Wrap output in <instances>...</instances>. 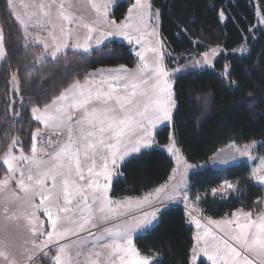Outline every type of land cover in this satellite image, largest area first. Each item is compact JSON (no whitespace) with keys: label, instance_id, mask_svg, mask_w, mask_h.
I'll return each mask as SVG.
<instances>
[{"label":"snow or ice","instance_id":"1","mask_svg":"<svg viewBox=\"0 0 264 264\" xmlns=\"http://www.w3.org/2000/svg\"><path fill=\"white\" fill-rule=\"evenodd\" d=\"M6 3L10 10L14 9L13 0H6ZM53 6L54 4L37 6L43 17L47 18L52 30L46 37L40 35L33 37L34 42L43 44L52 58H56L58 53L69 46L67 43L69 38L74 40L71 46L82 50L83 53L92 49L93 39L95 44L100 46L109 37L114 36L123 37L130 44L140 46V50L135 53L140 62L135 71L121 66L109 74L100 75L98 80L94 78L96 74H87L83 83L79 79L73 81L49 103L44 104L43 108L32 107L31 112L35 121L53 132L66 133L64 142L48 139L38 148L37 138L41 136L38 128L32 133L31 155H25L21 148L19 156L8 151L0 161L6 165L5 175L0 179V190L7 189L11 182H15L23 193L22 196L12 194V199L18 201L15 216L27 221L35 239L44 237L38 244L34 239V247L28 259L31 260L36 251H42L55 244L56 255L51 257L53 264H73L69 249L77 242H57L79 232L88 231L89 226L97 227L95 221L106 220L108 213L112 211L111 205L120 204L123 208L132 206L130 200L122 203L109 198L114 173L117 176L121 175L120 167L133 158H139L143 151L152 147L155 139L153 130L157 124L173 121V112L177 104L171 78L179 69H174L172 73L168 71L164 63L165 53L162 51L163 40L157 38L150 41L145 38L159 36L155 28L151 32H146L145 15L157 18L160 15L159 10H152L147 0H135L121 23L109 19L107 0L100 5L93 4L98 14L96 23L105 25L106 29L100 30L92 24H84L87 34L82 43L78 32H65L63 22L71 23L72 17L65 14L63 3L59 5L57 12V17L61 21L59 36L55 34L57 25L52 21ZM46 7L47 11L44 10ZM220 15L223 17V12ZM260 16V23H264V10ZM16 20L27 34L28 22L19 15L16 16ZM34 22L36 25H42L45 21L36 15ZM93 33L98 35L94 37ZM49 40L52 42L51 49ZM5 55V36L3 30H0V59ZM45 58L47 57H40L41 60ZM190 64L193 67L210 64L209 53L203 54L202 61L193 60ZM18 143L20 142L13 138L9 149L16 147ZM54 143L55 147L49 150ZM254 144L256 141L242 148L236 147L234 152L240 157L250 156V149ZM168 150L176 155L178 164H182L180 180L170 191H166L165 186L154 191L157 197L163 194L164 200L183 198L187 201V170L200 166L182 161L179 149L176 148L175 136H170ZM235 158V155L229 157ZM260 159V167L254 169L251 175L264 183V158ZM22 163L26 166L21 167ZM220 163H227V160H220ZM235 188V185L225 181L219 189V194L223 195ZM212 192L216 195L218 190L213 189ZM152 195L149 193L148 196L137 199L135 206L141 207L150 203ZM37 198L39 203L36 202ZM196 199L199 200L200 197L197 196ZM92 205L98 206V216ZM160 210L161 208L153 207L152 211L143 212L139 218H134L131 223L123 225L120 229L116 231L104 229L101 236L95 237L99 240L106 235L110 239L108 244L103 245V248L108 250L106 264H156V258L144 255L136 248L132 235L137 230L150 226L157 219ZM41 211L47 217L51 226L50 231L42 230ZM232 215L238 218L209 221L220 228L224 235H217L211 227L202 225L199 219L194 218L197 229L203 230L196 234V243L191 249V264H196L200 255L206 257L211 264H253V260L243 255L240 249L252 254L258 264H264V213L259 214L256 219L252 218L251 211L241 210ZM79 243L83 244V241ZM92 255L95 258L90 257L88 264H104L100 260L104 255L102 252L97 251ZM0 256L8 259V254L2 249Z\"/></svg>","mask_w":264,"mask_h":264},{"label":"trees","instance_id":"2","mask_svg":"<svg viewBox=\"0 0 264 264\" xmlns=\"http://www.w3.org/2000/svg\"><path fill=\"white\" fill-rule=\"evenodd\" d=\"M257 2L264 9V0ZM131 4L130 0L118 2L112 19L122 20ZM151 5L160 11V35L173 54L203 51L205 46L214 45L229 51L244 41L256 22L251 0H152ZM0 30L6 52L0 59V155L14 136L24 153L29 152L32 133L40 129L32 118V107L42 108L91 70L118 65L131 68L137 61L126 44L110 40L87 53L65 51L55 59L33 64V53L38 57L41 50L24 41L6 0H0ZM226 66L228 82L220 75ZM14 74L20 101L12 106L15 95L10 91V80ZM173 81L177 107L171 124L155 132L157 146L166 145L170 136H175L184 158L196 163L207 161L231 142L259 141L257 153L264 157V31L251 41L247 55L221 54L213 69L175 75ZM173 166V160L160 148L145 150L120 167L121 175L113 181L110 195L139 196L164 183ZM249 173L250 166L244 161L223 168L204 167L189 175L190 195L206 194L199 207L207 217L228 216L238 208L259 212L264 187L251 182ZM225 181L239 182L237 196L223 200L209 196L211 187ZM192 234L184 208L172 205L133 243L142 254L156 258V264H190ZM197 264L209 263L200 259Z\"/></svg>","mask_w":264,"mask_h":264},{"label":"rangeland","instance_id":"3","mask_svg":"<svg viewBox=\"0 0 264 264\" xmlns=\"http://www.w3.org/2000/svg\"><path fill=\"white\" fill-rule=\"evenodd\" d=\"M120 1H129V0H107L108 9H109V13H110L109 19L113 20L111 17L112 9ZM130 1H132V4L135 3V0H130ZM151 1L152 0H147V2L150 4H151ZM251 2L253 5L256 22H255V25L249 30L248 36L245 37L244 41L240 45H238L237 47H235L229 51L225 50L222 46L214 45V46H205L203 51H199V50L195 49V50H192L190 52L173 54V53L169 52V50L167 49V46L164 42V48L162 49V51L165 53L164 63L166 65L168 71L170 73H172L174 69H179V71H177L175 73V75H180V74H184L187 72L202 71L204 69H213L214 61L221 54L231 53V54H235L238 56L247 55L249 53V50H250L251 41L255 40L258 37L260 31H264V23H260V19H261L260 13L264 9L259 5L257 0H251ZM131 5L129 6V8L131 7ZM152 10L155 11L156 9H154L152 7ZM127 15H128V10H127L126 14L124 15L123 19L118 21L117 23L123 22ZM225 19H226V17L224 14H223V17H221V15H220V20L222 22H224ZM145 24L147 25L146 32H151L153 30V28H155L159 34L158 37L146 36L145 37L146 39H148L150 41L157 39V38L163 40L161 38V35H160L159 17L157 18V17L151 16L149 14H146L145 15ZM105 28H106V26H105ZM110 40L119 41L123 44H126L129 47L130 51L135 56L137 61L133 67H131V68L128 67L129 68L128 70L135 71L137 69L139 63H140L139 58L136 56L135 53L140 50V46L136 45L135 43L130 44L126 39H124L123 37H120V36L109 37L108 40H106V41H110ZM31 45H33V44H31ZM145 46L147 47L149 45H145ZM205 52L209 53L210 64L204 65L203 67L191 66L190 62H192L193 60L202 61V56ZM148 55L150 56L151 54L149 53ZM33 56H34L33 64H36V65L39 64L40 62H42L43 60H46V58L41 60L40 57L46 56L48 58V55H46L44 52L42 53V50H41V54L38 57H36L35 53H33ZM185 65H189V66L184 67ZM228 73H229V68L227 66L223 69V71L220 72L221 77L226 82L229 81ZM175 75H173L171 78L172 84H174L173 77ZM10 91L13 95H15V98L17 97V100H15V98L12 99V106H13V104H15L16 101H20V99L18 97V77L16 74H14L10 80ZM17 114L18 113L14 114V116L18 117L19 114L18 115ZM31 115H32V112H31ZM32 118L34 119L33 116H32ZM38 123L45 128V126L42 123H40V122H38ZM170 124H171V122L159 123L156 125V130L161 128L162 126L170 125ZM45 129H47V128H45ZM45 129L42 128L40 130L41 136L37 138L38 148H40L43 145V141L48 140V139H51L54 142L59 141L61 143L66 140V133L65 132H60L61 133L60 137L57 139L56 136H54L57 132H55V134L53 135V134H49V133H53V131H51L49 129H48V131H45ZM154 137H155V135H154ZM13 138L17 139V137L14 136V137H12L11 142H12ZM17 140L19 141V139H17ZM11 142H10V144H11ZM251 142L241 144V145H238L234 142H231V143L221 147L220 149H218L217 152L215 154H213L207 161L196 162V163L187 161L184 158L183 154L181 153L180 149L176 146V148L179 149V155H180L182 161H187L188 164L199 165L200 167L190 168L187 170V174H186V184H187V188H188L187 202L183 198L171 200V201L164 200L163 194H160L162 196L161 201H163V206L160 207L161 208L160 212L162 210L166 209L167 207L172 206V205H178V206H182L183 208H188V209L192 208L193 211H199V210L201 211L199 204H200L201 200H203V198L206 196V194L205 193H197L195 196H191L190 191H189V179H188V177L191 173L196 172V171H198L204 167L223 168V167L244 161V162H247L250 166V173H249L248 178L251 180V182H253L256 185H260V186L264 187V183L257 181L256 178L251 175V173L253 172L254 169L260 167V165H261V159L260 158H264L257 153V147L260 144V142L256 141V144H254L252 146V148L250 149V153H251L250 156L240 157L238 154H235V152H234V149L236 147L242 148L244 145L250 144ZM9 145L1 153L0 161H2L5 153L8 151H11L16 156L20 155V149H21L20 143H18L16 145V147H14L12 149H9ZM169 146H170V138H169V142L166 144L165 150H163V151L166 152L168 154V156L173 160L174 169H176L177 171H175V172L173 171L171 179L168 181L167 185L165 186L166 191H170L172 186L180 180V172L183 171L182 164H178L176 155L173 152H170L168 150ZM52 147H55V145L53 144L52 146H50V149ZM153 147H156L155 143H153L152 148ZM24 154L25 155H31V148H30L28 153H24ZM39 154L41 155V153H39ZM233 155H235L236 158L235 159H229V157H231ZM212 158H215V159H212ZM220 160H227V163H220ZM20 166L25 167L26 165L22 163ZM0 170L3 172V174L0 176V179H2L5 175V172H6V165H3L2 163H0ZM119 170H120V168H119ZM85 174H87V173H85ZM119 176L115 175V173H114L113 180ZM228 182L235 185L236 188L232 191H226L223 195H221V194H219V189L221 188V185L224 184V182H222V183L217 184V185H215L209 189V191H208L209 196L217 198L219 200H221V199L223 200V199H227L229 197L237 196L239 194V189H240L239 182L238 181H228ZM213 189L218 190L216 195H213V192H212ZM110 191H111V189H110ZM13 193L20 195V196L23 195L22 191L18 188V186L16 185L15 182H11L7 189L0 190V249L4 250L8 254L7 260L5 259V257L0 256V264H53L51 257H54L56 255V251H55L56 245L55 244H53V246H48L47 248L43 249L42 251H39V250L36 251L35 254L32 256V259L31 260L28 259V255L34 247L33 241L35 238H34L32 232H31V230L27 224V221L24 220L23 218H17L15 216V213H16L17 208H18V201L12 199ZM197 196L200 197L199 200L196 199ZM36 202L39 203V198L36 199ZM262 205H264V198L262 200ZM94 206L95 205H92V207H94ZM156 206L159 207L161 205L158 204ZM5 207L7 208V212H5ZM95 209H97V208H95ZM40 220L42 221V224H43L42 230L47 231L48 228L50 227V224L47 221L46 215H44L42 213V211L40 213ZM95 223L98 225L100 223V220H96ZM141 234H139V235H141ZM41 241H43L42 238L41 239H39V238L35 239V243H37V244L40 243ZM72 241L77 242L76 244H73L72 247L69 249L73 264H84V260L87 257L93 258L94 255H92V254L94 252H97L98 246H100L99 242H93V243H91V245L90 244L83 245V244L79 243V241H82V239L69 240L68 237H66L64 240L58 241L57 243H70ZM106 244H108V243H106ZM106 244H104V245H106ZM45 253H49L50 255L46 256ZM106 255H107V253H106ZM245 255H247L250 260L252 257H254L250 253L245 254ZM40 257H42L41 260L39 259ZM151 257H153V256H151Z\"/></svg>","mask_w":264,"mask_h":264},{"label":"crops","instance_id":"4","mask_svg":"<svg viewBox=\"0 0 264 264\" xmlns=\"http://www.w3.org/2000/svg\"><path fill=\"white\" fill-rule=\"evenodd\" d=\"M104 2H105V0H13L15 7L13 10L9 9V11H11V14H12L15 22L19 25L20 32L23 36L24 41L26 43L33 44L35 47H38L39 49H41L42 53L44 52L46 55H48V58H46V59H53L49 55V53L46 52V50L43 47V44H38V43L34 42V39H33V37H35L36 35L46 37L48 35V32L50 30H52L51 25L47 23V18L43 17V14L40 12V10L37 6L40 4H44V5L54 4L53 9H52V21H53V23H55L57 25L56 30H55V34L57 36H59V27H60L61 21L57 17V12L59 11V5L61 3H63L65 14L72 17L71 23H69L67 21L63 22L65 32L66 33L68 31H71L74 33L78 32L79 36H80V42L82 43L85 35L87 34V29L84 27V24H92L93 26H95L96 28H98L100 30L106 29L105 25L96 23L97 18H98V14L96 12V9L93 7V4L100 5ZM25 6H27V7H25ZM44 10L47 11L48 10L47 7ZM17 15L21 16L23 19L26 20V22H28L27 34H25L23 26H21L18 23V21L16 20ZM36 15L41 16V18L45 21L42 25H36L35 24L34 17ZM30 17H31V19H30ZM97 35H98V33H93L94 37ZM106 42H108V41H105L104 43H106ZM67 43L69 46L67 48L63 49L61 53H58L57 56L64 53L65 51H73V52L83 53L82 50L74 49L71 46L74 43V40L72 38H69L67 40ZM91 43H92L93 47L88 52H90V51H92V50H94V49H96V48H98L104 44L103 43L102 45L97 46L95 44V39H93L91 41ZM49 45H50V49H51V46H52L51 40H49ZM121 66H123V65H118V66H113V67H99V68H96L94 70L89 71L87 74H90V73L96 74L94 78L98 80V79H100V75L109 74L112 70L120 69ZM126 68L129 69L128 67H126ZM84 77L82 80H80L81 83L84 82ZM40 127H41L40 130L42 128L45 129L41 125H40ZM157 130H156V128L153 130V136L155 135V132ZM45 131H48V129H45ZM49 134L54 135L55 132L49 133ZM60 134H61L60 132H57L54 136H56V138L58 139L60 137ZM154 143H155L156 147H158L162 150H165L166 145L157 146L155 139H154ZM54 145H55V143H54ZM49 150H51V149H49ZM41 155H46V154L41 153ZM173 170H174V166H173V169H172L168 179L164 183H162L161 185H159V186H157V187H155V188H153V189H151V190H149V191H147V192H145L139 196H134V197L133 196H124V197L114 198V197L110 196V192H111L110 191L111 188H110L109 189L110 192L108 193V196L111 200L122 202V203H127L130 200L132 202V206L127 207V208H123V207H121L120 204L111 205L110 207H111L112 211L108 213V218L106 220L97 219V220H100V223L97 225V227L92 228L89 226L88 231L79 232L74 236H69L68 239L69 240L82 239L83 245H88V244L91 245V243H93V242H99L100 246H98V251L102 252L104 254L100 257V260L103 261L104 264H106V253H107L106 251H108V250L103 248V245L106 243H109L110 239L106 235H104L103 239H99V240L95 239V237L101 236L104 233V229H111L113 231H116V230L120 229L123 225L131 223L134 218H139L143 212H150L153 210V207H157L156 205H158V204L161 205L162 196L159 195V197H157V194L155 193L154 190L156 188L161 187V186L167 185L168 181L170 180V177L172 176ZM85 175H87V174H85ZM149 193L153 194L150 203L145 204L141 207H136L135 201L137 199H142V198L148 196ZM160 207L161 206H159L157 208H160ZM95 208H98V206L95 205L93 207L94 212H96V215L98 216L99 213H98L97 209H95ZM184 209H185V213H186V217H187V223H188V225H190L193 228V234H192L193 247L196 243L195 237H196L197 232H202V230H203V229H197L196 224L194 222V218L199 219L201 221L202 225L211 227L212 230L217 233V235H224V233L221 232L220 228H217L215 225L210 224L209 221L210 220H216V221L234 220V219H237L238 217H233L232 213L239 212L241 210L244 212L250 211V210H244V209L238 208V209L234 210L228 216L213 218V217H207V216L203 215L200 210L199 211H193L192 208H189V209L184 208ZM251 212L253 213L252 218L256 219V217L259 214L264 213V205L262 206L261 211H259V212L251 211ZM241 222H243V220H241ZM155 224H156V222L154 221L150 226H147L143 229L137 230L136 232L133 233L132 239L134 240V238L136 236H138L141 233L143 234V232H146ZM50 230H51V226L48 228L47 231H50ZM89 232H91V235H89ZM41 238L44 239V237L40 236L39 239H41ZM225 238H227V237H225ZM49 246H53V245H49ZM240 250H241L243 255L248 254V252L246 250H244V249H240ZM93 258H95V257L93 256ZM88 259H89V257H87L84 260V264H88ZM200 259H204L209 264H211V262L208 261L207 258L204 257L203 255H200L198 257L196 264L198 263V261ZM251 260H253V264H258L255 257H252ZM190 264H191V252H190Z\"/></svg>","mask_w":264,"mask_h":264},{"label":"built area","instance_id":"5","mask_svg":"<svg viewBox=\"0 0 264 264\" xmlns=\"http://www.w3.org/2000/svg\"><path fill=\"white\" fill-rule=\"evenodd\" d=\"M160 211L157 213V219L156 220H158L159 219V217H160Z\"/></svg>","mask_w":264,"mask_h":264}]
</instances>
